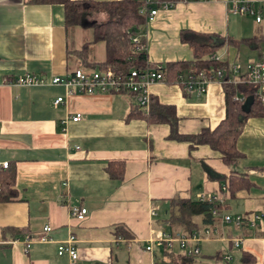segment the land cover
I'll return each instance as SVG.
<instances>
[{"label": "crops", "instance_id": "crops-1", "mask_svg": "<svg viewBox=\"0 0 264 264\" xmlns=\"http://www.w3.org/2000/svg\"><path fill=\"white\" fill-rule=\"evenodd\" d=\"M249 1L264 6V0ZM103 20L102 13H88L67 32L60 5L0 0V163L14 166L17 193L15 200L0 202V264H69L65 254L56 253L69 235L77 264H179L175 258L183 254L177 246L171 253L155 246L145 250L156 232L170 233L168 203L176 197L198 202L199 197L213 198L220 215L241 218L239 227L218 221L199 229L215 234L199 243L193 264H264V117L245 121L235 143L243 158L229 169L205 145L189 149L188 143L169 140L167 125L128 118L138 106L134 96L65 97L60 86L8 84L24 74L51 78L82 69L67 50L79 51L84 43L86 62L101 63L104 45L92 43L91 26ZM180 30L250 39L264 32V11L255 23L233 14L221 0L179 2L139 29L147 62L189 61L190 50L178 41ZM213 55L243 70L249 62L264 61V45L258 55L245 46L227 45ZM147 93L174 108L179 135L213 130L224 117V94L216 83L207 85L202 95L165 82L148 86ZM56 98L63 102L53 107ZM75 115L80 119L71 122ZM111 161L123 162L120 180L107 175ZM231 170L244 174L249 184L232 195L226 183ZM217 177L225 181L219 183ZM72 206L86 209L82 221L69 217ZM44 226L50 228L48 241L32 242L24 251L22 240ZM127 233L131 237L122 236ZM217 252L221 259L214 262ZM225 255L229 261H223Z\"/></svg>", "mask_w": 264, "mask_h": 264}, {"label": "trees", "instance_id": "trees-1", "mask_svg": "<svg viewBox=\"0 0 264 264\" xmlns=\"http://www.w3.org/2000/svg\"><path fill=\"white\" fill-rule=\"evenodd\" d=\"M154 2L168 0H153ZM196 1V0H193ZM29 5H60L63 9L64 28L68 32L73 27L81 24L83 15L88 13H102L103 22L91 26L92 43L101 42L104 45V60L93 64L86 62V49L88 44L84 43L79 51H68L84 70H103L109 68L114 74L123 76L128 71L153 68L154 65L147 62L145 51L134 52L130 38L139 34V29L145 24V16L139 13L141 2L139 0H119L111 2H93L88 0H24ZM178 41L188 47L191 53L189 61L168 62L163 65L165 84H173L179 75L182 77L190 73H198L206 70H225L226 64L222 61L210 59L223 46L239 48L245 46L250 51L259 54L260 46L264 45V32L250 39L233 40L231 38H220L212 34L197 33L190 30H180ZM143 44V40H140ZM78 68V67H77ZM226 76L223 77V81ZM221 89L224 94V117L213 130L202 129L194 135H179L177 132V117L172 106L161 105L155 99L149 98L146 111L139 106L130 111L128 118H141L147 125L165 124L169 127L168 139L177 142L188 143V148L205 145L210 150L220 155V160L227 168H233L242 160V155L237 151L235 143L245 121L249 118L264 117V106L259 97L255 96L256 86L249 83L230 84L222 83ZM238 95L245 99L244 102L233 101L232 97ZM248 99V101H246ZM247 103V105H246ZM245 104V107H244ZM123 162H108L106 172L110 179L120 180L122 178ZM15 168L7 164L6 168H0V202L15 200L17 193L14 186ZM219 183L224 182L223 177H217ZM227 188L232 195L238 190L248 187L244 174L229 172ZM168 230L171 234L177 231L190 234L203 227H212L220 221V206L214 201H192L173 198L169 200ZM215 212L216 216L212 215ZM115 227V235L118 234ZM10 231L3 229L4 233ZM13 234L23 231H10ZM124 235V236H123ZM123 237H131L130 234H122ZM164 252L170 250L161 248ZM170 255V254H169ZM197 257V256H196ZM196 257L177 255L175 259L179 264H193ZM221 255L217 252L213 256L214 262H218ZM243 262H247L243 259Z\"/></svg>", "mask_w": 264, "mask_h": 264}, {"label": "built area", "instance_id": "built-area-1", "mask_svg": "<svg viewBox=\"0 0 264 264\" xmlns=\"http://www.w3.org/2000/svg\"><path fill=\"white\" fill-rule=\"evenodd\" d=\"M141 2L140 14L145 16V23L150 22L160 11H168L175 4L182 2H190L193 0H168L161 2H154L153 0H139ZM229 4L231 12L236 15L248 16L253 18L255 23L261 22V15L264 11V6L257 5L249 0H221ZM143 40V44H140ZM130 43L134 47V52L145 51V39L143 34H138L130 38ZM211 60L219 61L214 55L210 56ZM226 80L223 81V77ZM163 65H154L153 68H144L143 70H130L125 75H116L109 68L103 70L85 71L77 68L69 74L62 77L42 78L31 74H24L20 77L9 81V85L18 87L31 86H60L64 89V96L70 97L74 95H93V94H126L134 96L137 100L138 106L146 111L149 104V95L147 87L152 84L164 83ZM216 83L245 84L249 83L256 86L255 96L259 97L262 105H264V61L257 60L247 63L243 70L234 64H226L225 70H206L198 73H188L185 76L179 75L177 80L173 83L183 89L185 93H195L202 95L205 93L207 85ZM233 101L244 102L245 99L241 96L235 95L232 97ZM248 101V99L246 100ZM63 102V98H56L52 101V106L56 107ZM80 119L79 115L70 118L71 122H77ZM65 121L62 122L64 124ZM7 163H0V168H6ZM201 202H204L202 197H199ZM214 201L209 198L207 202ZM69 217L82 221L87 215V211L83 207H70L68 209ZM154 215V211L151 212ZM216 216L215 212H212ZM220 221L224 224H230L234 227H239L241 218L230 217L229 215L219 214ZM50 228L44 226L42 230L35 236H26L22 243L24 251H27L29 244L32 242H47L48 232ZM215 234L214 230L205 228L202 230L193 231L190 234L176 233L171 234L167 232H156L150 243L145 247L149 251L152 246L171 250L173 246H177L178 250L186 257H196L199 255V243L203 240L211 238ZM74 238L69 235L67 239L58 244L56 253L58 256L66 255L69 264H77L78 254L73 245ZM237 246V243H234ZM223 261H229V256L222 257Z\"/></svg>", "mask_w": 264, "mask_h": 264}, {"label": "rangeland", "instance_id": "rangeland-1", "mask_svg": "<svg viewBox=\"0 0 264 264\" xmlns=\"http://www.w3.org/2000/svg\"><path fill=\"white\" fill-rule=\"evenodd\" d=\"M249 23H250V20L249 19H246Z\"/></svg>", "mask_w": 264, "mask_h": 264}, {"label": "water", "instance_id": "water-1", "mask_svg": "<svg viewBox=\"0 0 264 264\" xmlns=\"http://www.w3.org/2000/svg\"><path fill=\"white\" fill-rule=\"evenodd\" d=\"M246 105H247V103H246ZM244 107H245V104H244Z\"/></svg>", "mask_w": 264, "mask_h": 264}]
</instances>
